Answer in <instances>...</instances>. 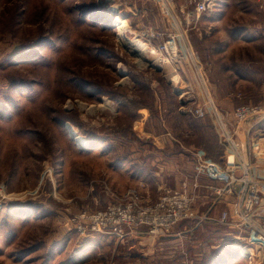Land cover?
I'll use <instances>...</instances> for the list:
<instances>
[{"label": "rangeland", "instance_id": "rangeland-1", "mask_svg": "<svg viewBox=\"0 0 264 264\" xmlns=\"http://www.w3.org/2000/svg\"><path fill=\"white\" fill-rule=\"evenodd\" d=\"M194 2L0 0V264H251L245 231L216 219L228 206L195 195L199 218L164 237L98 235L80 218L111 193L155 202L199 158L223 160L219 124L240 136L235 108L264 114V0H219L199 19ZM116 18L160 66L137 64Z\"/></svg>", "mask_w": 264, "mask_h": 264}, {"label": "built area", "instance_id": "built-area-1", "mask_svg": "<svg viewBox=\"0 0 264 264\" xmlns=\"http://www.w3.org/2000/svg\"><path fill=\"white\" fill-rule=\"evenodd\" d=\"M218 3L219 0H195L191 17L199 19L203 15H212L215 9L219 7ZM175 44V38L170 37L167 43L159 47L160 53L169 55V52H173L176 47ZM184 106H182V110L186 111ZM192 114L196 118H202L206 114V110L203 107L196 106ZM260 116L264 117V114L255 106H240L234 109V119L238 127ZM219 128L221 140L227 147L228 166L231 167V171H225L230 175L233 171L240 169L243 173L242 178H237L233 174V176L230 175L227 186L236 181H243L245 184L243 191H240L238 213L243 225H248L249 229L245 243L249 247L247 250L254 249L262 252L264 251V222L262 226H255L250 221L253 217L257 218V214L258 216L264 214L262 211L264 206V196L261 194L262 185L250 183L246 178L250 170V164L243 155L246 152L245 144L236 142L222 125L219 124ZM185 188L183 190L165 191L160 194L155 202H145L147 200L135 190H128L118 195L111 193L112 203L108 204L103 210L84 213L80 218L88 219L92 223V231L98 235L116 234L118 237H125V232H128V229H140L146 231L151 237L168 236L179 223L187 220L195 221L199 218L193 210L192 202L194 199ZM225 192L231 193V188L224 187L216 190L218 195ZM6 202L4 192L0 189V206L5 205ZM228 218L229 214L224 212L220 222L229 224ZM247 250L245 251L246 254ZM247 255L248 260L252 263L253 255L251 252Z\"/></svg>", "mask_w": 264, "mask_h": 264}, {"label": "crops", "instance_id": "crops-1", "mask_svg": "<svg viewBox=\"0 0 264 264\" xmlns=\"http://www.w3.org/2000/svg\"><path fill=\"white\" fill-rule=\"evenodd\" d=\"M244 126L245 125L239 127L237 130V133L239 132L241 135L244 134V141H242L240 138L241 135H234V137L232 135V137L236 142L245 144L246 152L243 155L250 164V170L248 171L246 178L250 181V183L252 182L262 185L261 194L264 196V119H255L253 123H246L245 128ZM252 144H254V146H252ZM199 159L192 166V169L195 170V173H190L188 179H184L181 184L179 183L173 186V188L169 186L164 187L171 190H183L184 187H186L185 189L187 190L188 194L190 196L195 195L198 202L210 204L212 201L210 209L214 208V212L217 210L216 208L222 205L221 203L226 204L228 206L227 209L220 212L219 215L213 212V216H218L216 219L219 224L229 226V230H231L229 234L230 236L234 235L235 238H239L237 235H239L240 230H244L246 235H248V225H243L238 213V202L241 195L240 191H243L245 184L243 181H236L230 186H227V183L231 177L230 175L233 174L237 178H242V171L238 169L233 171L230 175L227 173V171H225H231V167L228 166L229 157L227 150L221 162H208V164L205 165V162L204 164H201ZM224 187L231 188L232 192H225L218 195L216 190L223 189ZM262 211L264 212V206ZM224 212H228L229 214V224L220 222ZM256 217L257 218L253 217L250 219V221L255 226H262L264 222V214L262 213L261 216H258L257 214ZM216 219H214V217L212 218L211 214L208 212L207 216H202L201 220L210 221ZM200 222L201 221H198L197 223L200 224ZM250 250H247V254L251 252L253 255L251 264H264V251L258 252L254 249L251 251Z\"/></svg>", "mask_w": 264, "mask_h": 264}, {"label": "bare ground", "instance_id": "bare-ground-1", "mask_svg": "<svg viewBox=\"0 0 264 264\" xmlns=\"http://www.w3.org/2000/svg\"><path fill=\"white\" fill-rule=\"evenodd\" d=\"M115 21L117 22L115 33L118 36L120 43L128 50L129 53H132L134 57L138 59L139 62H137V64H141L142 66L147 64L154 67L160 66V55L153 50L151 51L146 43L132 38L128 34L127 21L121 18H116ZM71 133L73 135L72 129ZM75 139L77 142L83 143V139L81 137L76 136Z\"/></svg>", "mask_w": 264, "mask_h": 264}]
</instances>
